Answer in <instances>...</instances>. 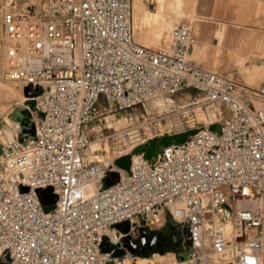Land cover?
Segmentation results:
<instances>
[{"label": "built area", "instance_id": "1", "mask_svg": "<svg viewBox=\"0 0 264 264\" xmlns=\"http://www.w3.org/2000/svg\"><path fill=\"white\" fill-rule=\"evenodd\" d=\"M34 5L2 17L4 77L29 87L40 121L0 147V264H123L103 239L124 248L142 227L167 228L183 264H264V81L255 89L193 64L189 21L174 22L162 47L141 44L132 0H48L40 16ZM187 87L213 115L181 129H196L183 143L128 172L114 165L126 151L87 159L105 115ZM111 170L120 178L104 187ZM47 187L48 210L37 193ZM125 221L128 232L116 227Z\"/></svg>", "mask_w": 264, "mask_h": 264}, {"label": "rangeland", "instance_id": "2", "mask_svg": "<svg viewBox=\"0 0 264 264\" xmlns=\"http://www.w3.org/2000/svg\"><path fill=\"white\" fill-rule=\"evenodd\" d=\"M47 1L48 0H0V17L10 6V2H14L12 7L17 8L21 6L23 9L28 3H34L35 14L36 16H40L45 9ZM182 5V0H158V7L155 14L151 12L147 13L148 15L152 14V16H150L151 19L155 21L156 18L158 19L161 17V14H163L162 12L166 8L175 12V19L170 22L166 20V23L163 21L159 33H154L153 31H148L149 26H145L147 24H143L144 26H142L143 30L145 29L144 31L137 25L135 19L137 9L139 12L142 10L147 11L148 9L135 3L133 19L135 29H141V38L139 41L145 45L161 47L167 39V34L172 24L179 21L182 17H190V14L181 10ZM146 30L148 33H145L147 32ZM2 32L3 27L0 21V137L3 135L6 137V140L0 139V147L3 146V143L8 144L17 137L16 132H18L19 123L22 124V122H24L29 125L30 123L39 124L40 121L39 115L32 107V101L23 99L21 87L17 83L6 80L4 77L3 69L5 67V61L2 46ZM151 32H153V35ZM263 80L264 77L259 81ZM244 81L249 85H254L253 79L248 80L247 77L244 76ZM202 98L203 94L200 91L187 87L179 90L174 95L155 97L146 101L144 104L105 115L106 121L102 119V125L104 126L103 136L98 137L94 132L91 133V140L94 141L99 139L98 142L102 147L100 150L96 151L95 154L100 155L102 159L104 158L103 162H106V160H108V158L111 159L117 151L122 150L128 153L135 149L134 153H136L138 150L137 148L143 147L147 142L152 143L158 137L180 133L182 132L181 129L193 122L195 126H202L209 119L210 113V108L207 107V103L204 102ZM257 101L260 103V99H257ZM26 106H29V108H26ZM11 108H13V110H10ZM15 123L17 125L14 127ZM7 131H9V137H7ZM138 153L139 152H137V154ZM86 156L89 160H98V158H91L89 147L86 150ZM104 187H106L105 184ZM44 209H51V206L45 205ZM157 227L158 226H154L152 229H157ZM162 227L163 226H160V228ZM164 229L167 228L163 227L162 230ZM168 253L170 252H166L163 255ZM133 261H136L138 264L144 263L139 260ZM213 261L216 262L215 259H213ZM131 262V257L123 260L124 264H130ZM154 262L155 264L161 263L159 260H155ZM163 263H170L168 257L163 259ZM3 264L6 263L3 262Z\"/></svg>", "mask_w": 264, "mask_h": 264}, {"label": "crops", "instance_id": "3", "mask_svg": "<svg viewBox=\"0 0 264 264\" xmlns=\"http://www.w3.org/2000/svg\"><path fill=\"white\" fill-rule=\"evenodd\" d=\"M132 1L133 10L135 3L153 14L158 7V0ZM182 1L181 10L190 14V17H182L179 21H189L195 37L190 50L191 62L199 67L227 74L252 88H260L264 81H259L264 77V0ZM12 4L14 2H10L6 11L16 10ZM20 8L21 6L18 7ZM162 13L167 22L175 19V12L169 8ZM2 17L3 15L0 17L1 24ZM134 31L139 41L141 29L136 28ZM164 44L165 42L162 46ZM2 46L4 50L3 40ZM244 76L248 80L253 79L254 85L245 83Z\"/></svg>", "mask_w": 264, "mask_h": 264}, {"label": "bare ground", "instance_id": "4", "mask_svg": "<svg viewBox=\"0 0 264 264\" xmlns=\"http://www.w3.org/2000/svg\"><path fill=\"white\" fill-rule=\"evenodd\" d=\"M24 8H25V6H24ZM15 9H16L15 12H19L21 9H23V7H21L20 9H18V7H17ZM149 12H151V11L150 10H147V11L146 10H144V11L142 10V11L139 12L138 9H137L136 18H135L136 19V23H137L138 26L141 27L142 30H143L142 26H144L145 24H147L145 26H149L148 27V31L149 32L150 31H153L154 33L155 32L156 33L157 32L159 33V31L161 29L160 27L163 25V21L166 23V18L164 17L163 14H161V17H159L158 19L156 18V20L153 21L151 19V17H150V16H152V14L151 15H148L147 14ZM133 27H134V21H133ZM134 29H135V27H134ZM148 31L145 32V33H148ZM153 32H151V34ZM156 36H157V34H156ZM158 36L160 37L159 34H158ZM4 61H5V66H6V59ZM23 99L24 100H27L28 99L27 96L24 93H23ZM254 103H255V105H258L259 104V102L257 100H255ZM212 115H213L212 114V111H210L209 116H212ZM16 125L17 124L15 123L14 127ZM18 126H19V129L17 130L18 132H16V135L17 136H19L20 138H24L25 136H27L29 134V132H28L29 126L26 123H24V122H22V124L19 123ZM7 137H9V131H7ZM161 137H158L157 139H155V141L157 142ZM0 139L1 140H3V139L6 140V137L3 135L2 137H0ZM98 141H99V139L98 140H94V141L91 140V142L89 144L91 158H93V159L98 158L99 161H103L104 158L102 159L100 155L95 154L96 151H98V150H100L102 148L101 147V144ZM147 143L143 147L137 148L138 149L137 152H139L138 154H137V152L134 153L135 152V149L132 150L131 152H128V153L126 152V154H131V161H135V160L139 159L141 157V155H143V150L142 149H145L146 148ZM156 148H157L156 150H158V146ZM155 154H156V152L154 153V155ZM113 157L111 159L108 158V160H106L105 163H111ZM149 230L151 231L152 228H149ZM172 237L173 236H171L169 234L168 229H164V230H162V233L160 235V238H158V240H156V241L153 242L154 243V246L156 247V250H155L154 253L150 254V256H141V255H138V254H133V253H130L127 250L126 254L122 256V259L125 260L126 258L131 257L132 262L130 264H138L136 261H133V260L143 261L144 263H141V264H145L146 262H149V261L154 262L155 260H159L163 264V259L166 258V257H168L169 262H170L169 264H183L182 261L176 259L172 253H168L166 255H163L166 252L178 253L179 247L172 241V239H173ZM139 238L140 239H137V241L131 242V241H128L127 239H125V237H124V238H122V245L125 248H128V249L130 248L133 252H140L141 253V252L144 251V249H146L148 247V244L150 242L149 241L150 239H149V237L143 239L140 236H139ZM153 243H152V245H153ZM170 245H171V247H170ZM213 259H215L216 262H214ZM205 264H227V263L221 257H218V256H210L209 259H208V261Z\"/></svg>", "mask_w": 264, "mask_h": 264}, {"label": "water", "instance_id": "5", "mask_svg": "<svg viewBox=\"0 0 264 264\" xmlns=\"http://www.w3.org/2000/svg\"><path fill=\"white\" fill-rule=\"evenodd\" d=\"M24 94L28 95L29 92V87H25L24 88ZM37 93V89L35 90V92L33 94ZM29 129L28 132L29 133H33L34 132V125L30 124L28 125ZM211 129L215 128V125H211L210 126ZM196 132V129H187L183 132L177 133V134H172V135H165L162 136L157 142L154 140V142L150 143L148 142L146 145L145 149L143 150V156L147 159H151L152 156L154 155V153H158L160 152L164 147L170 145V144H181L183 143L188 136L194 134ZM158 146V150H156ZM154 152V153H153ZM114 165L118 168L121 169L123 171L128 172L130 165H131V154H125L122 155L118 158H116L114 160ZM120 178V172L118 170H111L108 171L107 176L104 179V184L106 186H110L114 183H116ZM25 190V188H24ZM38 196L41 199V202L44 205L47 206H52L54 203V199H55V194L53 193V189L51 187H47L45 189H38L37 190ZM117 228H120L122 230V232H128L129 230V222L125 221L122 224H117L116 225ZM161 232H157V233H152L149 234L148 230L146 228H140V237L145 239L149 237V244L148 247L146 249H144L143 252H133L130 248H125L126 250H128L130 253L133 254H138L141 256H149L152 252H154L156 250V247L154 246V241L158 240V238H160ZM125 239H127L128 241L134 242L137 241V239H131L129 236L125 237ZM140 239V238H138ZM153 243V245H152ZM157 243V242H156ZM153 246V247H152ZM124 248H120L119 245H114L108 242L107 238L105 237L100 245V249L102 252H110L112 251V256L113 257H122L123 255H125V249Z\"/></svg>", "mask_w": 264, "mask_h": 264}]
</instances>
